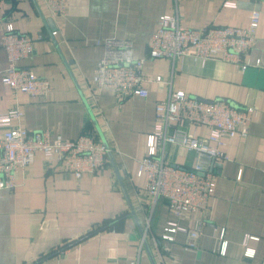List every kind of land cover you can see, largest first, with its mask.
Returning <instances> with one entry per match:
<instances>
[{"label": "crops", "instance_id": "1", "mask_svg": "<svg viewBox=\"0 0 264 264\" xmlns=\"http://www.w3.org/2000/svg\"><path fill=\"white\" fill-rule=\"evenodd\" d=\"M254 9L260 23L241 58L259 64L244 71L218 57L204 65L149 57L161 15H176L187 27L246 26ZM8 24L34 37L33 52L19 64L49 80L46 97L15 93L1 82L8 67L1 36ZM109 37L131 39L135 57L145 58L146 97L119 98L93 82L104 52L97 41ZM177 90L257 110L248 135L225 137L228 158L210 166L216 187L208 209L179 216L165 200L154 204L139 173L156 105ZM0 94V112L23 113L14 125L47 129L52 138L88 132L111 152L102 171L79 178L57 156L35 152L16 187L0 189V264H128L138 255L140 264H264V0H66L64 15L52 14L46 0H0ZM190 130L209 133L205 125ZM166 157L186 167L196 161L195 152L179 144L167 145ZM169 221L187 228L203 221L198 248L187 249L180 231L174 241L162 239ZM221 232L225 254L215 250ZM246 236L255 237L247 241L252 257L244 255Z\"/></svg>", "mask_w": 264, "mask_h": 264}, {"label": "built area", "instance_id": "2", "mask_svg": "<svg viewBox=\"0 0 264 264\" xmlns=\"http://www.w3.org/2000/svg\"><path fill=\"white\" fill-rule=\"evenodd\" d=\"M54 15H64L66 0H46ZM227 5H233L226 2ZM260 23V12L249 13L246 26H182L176 15H161L159 26L149 41V57H167L171 60L189 58L202 65L216 57L235 62L244 71L259 61H242V55L251 47ZM34 37L8 24L1 36V45L8 57V67L1 75V82L15 93L44 98L52 89L46 77L36 74L19 62L34 50ZM104 52L98 60L93 82L99 88H111L119 98L146 97L148 90L142 84L145 58L135 57L129 38L109 37L98 40ZM155 81H162L157 76ZM1 99V94H0ZM23 113L18 108L0 112V189L15 188L17 174L34 159L35 152L42 151L46 157L57 156L63 168L79 178L85 173L93 174L104 169L108 162V148L95 135L83 132L74 139L52 138L47 129L30 132L14 125ZM257 115L254 107H234L225 99L205 100L191 96L183 90L172 91L156 105L155 124L147 138V154L140 162L139 173H145V188L154 200H165L176 215L186 212H205L209 198L216 187L215 176L210 169L215 161L227 159L222 150L225 137L242 136L249 133V120ZM205 125L208 136H197L190 127ZM169 144H179L194 151L196 161L186 167L174 165L166 157ZM203 221L193 228L167 222L162 239L174 241L178 231L186 235V248L196 250L199 246ZM149 224V221H148ZM223 233L218 236L216 252L225 254L227 240ZM244 238V255L252 257L255 249L247 245ZM145 241L141 238L140 244ZM128 264H140V255Z\"/></svg>", "mask_w": 264, "mask_h": 264}, {"label": "water", "instance_id": "3", "mask_svg": "<svg viewBox=\"0 0 264 264\" xmlns=\"http://www.w3.org/2000/svg\"><path fill=\"white\" fill-rule=\"evenodd\" d=\"M104 143H105L106 147L108 148V152H107V153H108L109 155H111V152H110V149H109L108 144H107L106 142H104Z\"/></svg>", "mask_w": 264, "mask_h": 264}]
</instances>
